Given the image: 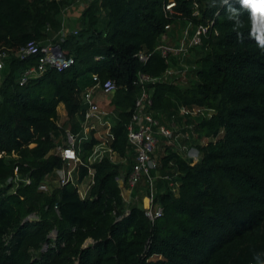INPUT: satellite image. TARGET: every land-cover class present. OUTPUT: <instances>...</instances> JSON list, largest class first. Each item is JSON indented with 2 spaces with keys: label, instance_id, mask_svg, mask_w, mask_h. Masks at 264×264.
<instances>
[{
  "label": "trees",
  "instance_id": "trees-1",
  "mask_svg": "<svg viewBox=\"0 0 264 264\" xmlns=\"http://www.w3.org/2000/svg\"><path fill=\"white\" fill-rule=\"evenodd\" d=\"M71 1L0 0V52L8 53L0 73V264H264V0H173L171 14L162 9L167 0H87L62 29L60 14ZM176 20L207 24L208 31L188 83L145 84L149 109L158 119L180 104L212 111L191 125L207 138L194 144V162L168 144L156 156V170L178 172L176 190L159 179L154 200L162 214L150 222L123 200L115 176L130 159L122 166L106 157L86 162L93 138L81 144L78 172L81 178L87 165L94 168L88 196L69 183L38 190L61 163L50 152L55 137L64 127L79 129L80 90L92 72L117 85L111 145L123 156L136 73L167 68L153 48ZM29 40L56 42L73 62L31 72L18 84L38 53L10 52ZM60 102L65 119L57 124ZM13 166L28 183L6 180Z\"/></svg>",
  "mask_w": 264,
  "mask_h": 264
},
{
  "label": "built area",
  "instance_id": "built-area-1",
  "mask_svg": "<svg viewBox=\"0 0 264 264\" xmlns=\"http://www.w3.org/2000/svg\"><path fill=\"white\" fill-rule=\"evenodd\" d=\"M85 1L87 0H72L71 3L64 6L60 14V24L66 26L65 23L69 18L65 20L63 15L71 13L70 11L72 9L74 10L77 6L80 9ZM174 6L173 0L164 2L162 4L164 14L175 13ZM169 27L170 24L164 25L163 28L165 31L159 34L158 41L153 48L164 57V60L168 63L167 68L157 75H149L141 71L136 73L135 82L139 86V91L133 100V107L129 119L125 124L126 150L123 156H119L111 145L113 138L111 124L113 118L111 121L109 115L114 114V109L110 103V94L115 90L117 85L111 78H100L96 72H92L90 74L91 84L80 90V97L84 107L82 117L79 120V129L73 131L64 127L59 138L54 139V145L50 149V152L59 156L61 163L59 166L53 168V175L50 180L43 179V177L37 183L36 188L38 190L49 191L52 183L57 186L69 183L75 186L76 192L81 198L88 196L93 183L94 168L91 165H87L86 172L81 178H79L78 172L79 166L85 164L84 160L81 159V144L83 141H89L93 138L94 140L91 143L90 151L85 157L86 162L90 164L104 157L112 162H118L117 158L119 157L124 159L129 158L130 164L128 168L122 170L115 176L117 185L126 189L129 193L128 196L132 199L136 198V194H132L134 189L143 191L141 208L144 216L150 222L162 214V206L154 200L156 175L153 172L156 171L158 166L157 159L154 157V148L157 136L169 137L171 131L149 109L151 98L150 93L146 90L145 84L168 82L172 74H179L190 69L193 65L189 68L187 65L180 67L176 59L170 61V58L185 56L190 47L200 44L201 37L208 31L207 24H190L186 22L182 24L175 40L169 42L166 34V30ZM61 32L64 34V31L61 30ZM10 53L18 58H24L28 54L38 53L36 63L21 71L17 80L18 84H22L31 72L40 71L45 67L62 70L73 62L71 55H63L57 43L50 40L43 44L29 40ZM7 55V52H0V67L3 64L2 56L7 57ZM137 55L142 60L146 57L143 52H138ZM103 97H106L105 103L109 106L107 109L100 105L101 98ZM178 111L182 114L203 118L208 117L212 110L209 107L194 104H180L178 105ZM186 151L187 154L185 157L191 161L192 154L189 150ZM16 171V166H13V174L9 175L6 180L12 182H16V180L24 183L29 182L28 177H19ZM173 174L177 175L178 172L174 171ZM158 176L165 179L172 190L176 189L178 180L172 182L168 174H158ZM53 207L55 208L56 204H53Z\"/></svg>",
  "mask_w": 264,
  "mask_h": 264
},
{
  "label": "rangeland",
  "instance_id": "rangeland-1",
  "mask_svg": "<svg viewBox=\"0 0 264 264\" xmlns=\"http://www.w3.org/2000/svg\"><path fill=\"white\" fill-rule=\"evenodd\" d=\"M74 9L77 10L78 6L75 7ZM70 12L71 13H67V14L63 15L65 20H66V18L70 19L71 16L76 15L74 13L73 9ZM60 18H61V15H60ZM182 24L183 23L179 22V20H176L174 22V25L176 27H178L179 29H180ZM62 29H65V26H63ZM59 32L61 34H63L61 32V29L59 30ZM200 47H201V45L198 44L197 46H195L191 50H188V52L185 56H181L178 58H170V61L176 59L178 66L183 67L184 65H187L189 68L191 65H193V58L196 56L195 51L200 50ZM4 58H6V57L2 56L3 64H4ZM176 61H174V63H176ZM3 64L0 67V73L2 70L1 68L3 67ZM187 71H189V70H187ZM187 71L186 72L183 71L182 73H179V74H172L170 76L169 81H172L173 83L178 84V85H184V84L188 83V79L190 78V76H189L190 73L189 72L187 73ZM106 97L101 98V104L100 105L107 109L109 106L107 105V103H105ZM58 106L60 107L61 105L58 104ZM58 109L61 110L62 107H60ZM62 116L63 115L61 113H59L56 121L59 122V120H61ZM109 116L111 118V121H112V118L114 120L116 118L115 111H114V114H110ZM159 119H160L159 121L162 124L166 125L170 129L171 135L169 137H164V136H160V135L157 136L155 148H154V157H156L160 153L164 152V146L166 144H168L171 148L178 149V151L183 156H186V154H187L186 150H189V152H191V154H192V156L190 158V160H191L190 162H194L195 159L197 158V156L199 155L194 144L203 143L207 139L206 137H204L202 135L200 136L198 133L193 131V129L191 128V125L194 122L198 121L200 119V117L189 115V114H182L178 111V109H175V111L172 112L171 114L159 115ZM128 159L129 158L124 159V158L119 157V158H117V161L120 162V164L122 166ZM156 159H157V157H156ZM161 172H162L161 168H158L156 171L153 172L154 175H156L155 176V190L156 191L158 190V188L160 187V184H161V182H159V179H161L163 182H165V180L163 178H161L162 175L160 177L158 176V174H162ZM164 174H168V173H164ZM168 175L171 177L172 182L177 179L176 175H174V174H168ZM165 184H166V182H165ZM140 192L141 191L135 190L134 194H136V198L133 201H134V204L141 207L143 200L141 198L142 192L141 193Z\"/></svg>",
  "mask_w": 264,
  "mask_h": 264
},
{
  "label": "crops",
  "instance_id": "crops-1",
  "mask_svg": "<svg viewBox=\"0 0 264 264\" xmlns=\"http://www.w3.org/2000/svg\"><path fill=\"white\" fill-rule=\"evenodd\" d=\"M182 26V25H181ZM181 28V27H180ZM179 32H180V29L178 28V27H176L175 25H174V23H171L170 24V27L166 30V34H167V39H168V41L169 42H172L177 36H178V34H179ZM100 97V96H99ZM59 105H61L60 107H62V111L61 110H59L58 108H60L58 105L56 106V112H57V116L59 115V113H61L63 116H62V118H61V120H59V122H57V124H60V123H62V121L65 119V110H64V106H63V104L60 102V103H58ZM177 109H178V106H177ZM57 119V118H56ZM68 128V127H67ZM59 134V133H58ZM57 134V135H58ZM61 134V133H60ZM60 134L57 136V137H55V138H59V136H60ZM53 175V174H52ZM52 175H51V177H52ZM50 176H45L43 179H48V180H50V178H51ZM176 180H178V179H176ZM143 188V187H142ZM163 188V183H161V185H160V187L158 188V190L159 189H162ZM119 189H120V194H121V196H122V198H123V200H125L127 203H130V204H134V199H132L130 196H128V192L126 191V189H124V188H121V187H119ZM157 190V191H158ZM176 190V189H175ZM156 190H155V193L157 192ZM78 196H79V194H78ZM80 197V196H79Z\"/></svg>",
  "mask_w": 264,
  "mask_h": 264
},
{
  "label": "water",
  "instance_id": "water-1",
  "mask_svg": "<svg viewBox=\"0 0 264 264\" xmlns=\"http://www.w3.org/2000/svg\"><path fill=\"white\" fill-rule=\"evenodd\" d=\"M54 232V231H53ZM88 240H90V239H86V241H88Z\"/></svg>",
  "mask_w": 264,
  "mask_h": 264
}]
</instances>
